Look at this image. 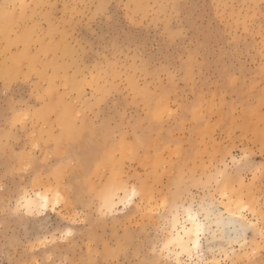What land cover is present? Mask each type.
Returning a JSON list of instances; mask_svg holds the SVG:
<instances>
[{
    "label": "rangeland",
    "instance_id": "1",
    "mask_svg": "<svg viewBox=\"0 0 264 264\" xmlns=\"http://www.w3.org/2000/svg\"><path fill=\"white\" fill-rule=\"evenodd\" d=\"M101 2L118 15V26L109 28L94 18L93 5ZM262 25L264 0H0V91L4 72L19 70L21 60L25 61L22 72H28L31 63L34 72L44 73L35 84L39 99L30 95L31 88L17 93L43 116L30 121L27 131L6 128L0 121V264H80L97 258L88 251L89 238L96 235L127 244L121 264L158 262L162 257L159 251L154 254L153 248L161 246L172 229L158 233L168 220L150 209H155L165 194L170 199L182 196L181 204L192 205L195 200L207 226L202 255L184 254L182 260L188 264H200L201 260L205 264H264L258 241L249 238L255 245V255L249 256L241 254L240 245L229 238L231 227L221 218L218 200L188 190L194 175L224 163L222 157L214 158L213 151L231 130L233 139L254 146V163L243 170L244 175L237 170L229 178L238 187L244 182L245 197L257 207L264 197L260 172L264 167ZM171 32L180 34L169 39ZM165 69L173 70L175 79H170ZM81 82L94 84L98 90L111 89V102L93 111V89L81 87ZM166 90H170L174 105L179 100L189 107L182 110L184 118L174 135L167 127L159 135L179 140L182 147L179 155L175 145L161 148L169 161L167 170L161 167L154 177V189L126 215L97 220L89 209L87 222L74 226L75 235L69 241L61 239L66 222L50 210L44 228L33 222L35 218L5 215L10 202L14 207L25 191L47 182L46 158H75L77 163L68 171H75L82 182L77 185L81 189L78 195L88 200L111 175L108 153L114 150L120 158L119 141H113L108 124L135 122L146 111L142 93ZM192 105L202 111L199 119H194ZM35 140L40 142L38 150L32 149ZM25 149L34 156L36 171L31 174L21 171L18 154ZM82 158L89 161L86 171L79 167ZM154 159V153L146 156L145 152L135 159L124 158L125 175L150 172ZM74 183L75 178L67 188ZM176 251L179 249L174 246ZM171 264H175L174 256Z\"/></svg>",
    "mask_w": 264,
    "mask_h": 264
},
{
    "label": "snow or ice",
    "instance_id": "2",
    "mask_svg": "<svg viewBox=\"0 0 264 264\" xmlns=\"http://www.w3.org/2000/svg\"><path fill=\"white\" fill-rule=\"evenodd\" d=\"M20 7L24 6L20 5ZM37 7L52 6L37 5ZM93 7L95 8L94 18L100 24L107 25L109 28L119 25L118 15L112 12L110 5L101 2ZM3 19L6 21L8 16L5 15ZM240 23L241 21L237 20L238 26ZM243 24L247 31L248 21L245 19ZM179 34V32H171L168 34V38L176 39ZM85 47H87L86 44ZM19 64V70L13 68L6 70L3 74V89L0 91V121L6 128L10 127L16 131L23 128L27 131L28 123L35 120L37 116H43V113L38 109L34 110L30 100L25 101L22 95L18 96L17 93H26L31 88L30 95L37 96L39 99L35 84L44 73L39 70L34 72L31 63H29L28 72H22L25 61L21 60ZM164 71L168 72L170 79H175L176 74L173 70L165 69ZM81 87H92L93 111L111 102V89L98 90L94 84L86 82H81ZM142 94L145 96L146 111L135 122L129 121L126 125L121 122L118 126L108 124L113 141H119L121 151L119 159L114 150L108 153V158L112 161V171L108 181L101 189L88 200L81 199L78 195L81 189L77 185L82 182L75 171L71 173L68 171L69 166L77 163L75 158L66 157L59 161L46 158L49 167L47 182L41 184L38 189L25 191L16 198L14 207L10 202L4 209L5 215L12 214L21 220L25 217L35 218L33 222L44 228L50 210L52 214L66 222L62 225L64 231L61 233V239L65 241L74 237L75 225L87 222L89 209H91V215L97 220L118 219L121 213L126 215L150 190L154 189V177L159 175L161 167L167 170L169 161L164 157L161 148L171 149L175 145L177 155H179L182 147L181 142L167 140L159 135V131L167 127L168 131L174 135L178 122L184 118L182 110L189 107L182 105L179 100L175 101V105H180V107H175L170 90L162 91L159 94L150 95L148 92ZM191 110L194 119H199L203 115L195 105L191 106ZM77 116L79 117L80 113H77ZM39 148L40 142L35 140L32 149L38 150ZM141 152H145L146 156L155 154L152 170L138 176H126L123 159H135ZM253 155L254 146L245 145L243 142L233 139V133L230 130L227 139L221 140L213 151L214 158L222 157L224 163L215 167L210 165L203 174L194 175L191 178L193 184L188 189L190 192L196 193L202 191L205 198L210 196L214 202L218 200L221 218L227 219L231 227L229 238L240 245L241 254L247 252L249 256L255 255V245L251 241L259 242L261 254L264 255V197L261 198L259 207H257L254 201L245 197L246 185L244 182L241 181L238 187L229 177L231 172L237 170H240V175H244L243 170L254 163ZM261 155L264 156V140L261 141ZM18 158L23 164L22 172L31 174L36 171L33 153L25 149L24 152L18 154ZM229 158H231L230 162ZM78 163L81 170L88 169L89 161L87 159L82 158ZM260 172L262 183H264V167L260 169ZM36 176L39 178L40 173L37 172ZM73 178L77 180V183L72 184L69 190L67 185ZM181 179L183 180V176ZM62 185L65 186L64 190H62ZM180 199L183 197L170 199L165 194L163 199L157 200L155 209H150V211L157 212L161 218L168 220V223L158 228V233L166 232L169 227L172 229L169 238L162 239L161 246L153 248V253L159 251L162 259L158 262L153 261L151 264H171L173 256L175 264H188V261L181 259V255L191 256L193 250L198 255H202V241L207 226L201 222L199 210L195 208L196 201L194 200L193 204L189 205L187 202L181 204ZM181 212H183V217ZM61 213L65 214L61 215ZM81 217L85 219H81ZM189 224L191 227H188ZM181 230L183 235H180ZM174 246L179 251L173 252ZM250 247L252 250L248 251ZM88 251L89 256L94 252L97 258L81 261L80 264H121L120 257L126 254L128 246L123 241L96 235L90 236ZM165 253L168 255L165 256ZM72 264H76V262L73 261ZM200 264H205V261L201 260ZM234 264H242V262H234Z\"/></svg>",
    "mask_w": 264,
    "mask_h": 264
},
{
    "label": "bare ground",
    "instance_id": "3",
    "mask_svg": "<svg viewBox=\"0 0 264 264\" xmlns=\"http://www.w3.org/2000/svg\"><path fill=\"white\" fill-rule=\"evenodd\" d=\"M186 218V217H185ZM201 222H203L202 220H201ZM204 223V222H203ZM222 224V223H221ZM225 225V224H224ZM227 226V225H226ZM181 227H182V225H181ZM188 227H191V225L189 224L188 225ZM224 229V228H223ZM180 235H183V232H182V230L180 231ZM186 239V238H185ZM202 252V251H201ZM192 253H196L195 252V250H193V252ZM197 254V253H196Z\"/></svg>",
    "mask_w": 264,
    "mask_h": 264
}]
</instances>
